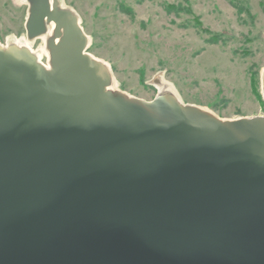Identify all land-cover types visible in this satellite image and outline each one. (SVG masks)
Instances as JSON below:
<instances>
[{"label": "water", "instance_id": "95a60500", "mask_svg": "<svg viewBox=\"0 0 264 264\" xmlns=\"http://www.w3.org/2000/svg\"><path fill=\"white\" fill-rule=\"evenodd\" d=\"M27 2L58 42L0 46V264H264V116L108 92L73 12Z\"/></svg>", "mask_w": 264, "mask_h": 264}, {"label": "rangeland", "instance_id": "374dc122", "mask_svg": "<svg viewBox=\"0 0 264 264\" xmlns=\"http://www.w3.org/2000/svg\"><path fill=\"white\" fill-rule=\"evenodd\" d=\"M57 1L119 92L149 102L164 82L222 121L264 116V0ZM28 10L27 0H0L1 47L27 42ZM29 41L46 65L42 39Z\"/></svg>", "mask_w": 264, "mask_h": 264}, {"label": "bare ground", "instance_id": "6f19581e", "mask_svg": "<svg viewBox=\"0 0 264 264\" xmlns=\"http://www.w3.org/2000/svg\"><path fill=\"white\" fill-rule=\"evenodd\" d=\"M52 29H53V25H50L48 27V31L45 32L42 36L39 37V38L42 39V53L47 58V64L46 65L42 64L41 55L34 53L33 50L31 49V47L28 45V43H31L32 41L27 40L26 43L12 42V43L8 44L6 47H3V48H15V49H17L19 51L27 50L32 56L35 57L37 63L41 64L45 69L48 70V69H50L48 44L50 42H52V41L54 43L58 42V40L54 39L53 36H52ZM107 91L108 92H116L118 90H117L115 84L111 83V85L107 88ZM158 93L161 94V95H170L173 98H175L178 101V103H182L181 100L179 99V97L177 96V94H175L173 88L170 85H168V84H166L164 82H161L159 84Z\"/></svg>", "mask_w": 264, "mask_h": 264}, {"label": "trees", "instance_id": "16d2710c", "mask_svg": "<svg viewBox=\"0 0 264 264\" xmlns=\"http://www.w3.org/2000/svg\"><path fill=\"white\" fill-rule=\"evenodd\" d=\"M206 43H208L209 45H215L217 44L218 42L217 41H212V40H207Z\"/></svg>", "mask_w": 264, "mask_h": 264}]
</instances>
